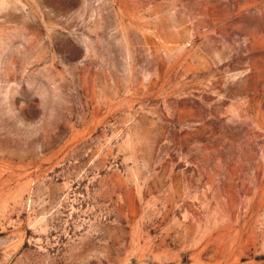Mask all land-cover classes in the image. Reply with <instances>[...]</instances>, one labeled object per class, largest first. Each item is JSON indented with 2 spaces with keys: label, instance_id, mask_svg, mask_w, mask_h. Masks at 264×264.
<instances>
[{
  "label": "rangeland",
  "instance_id": "rangeland-1",
  "mask_svg": "<svg viewBox=\"0 0 264 264\" xmlns=\"http://www.w3.org/2000/svg\"><path fill=\"white\" fill-rule=\"evenodd\" d=\"M0 264H264V0H0Z\"/></svg>",
  "mask_w": 264,
  "mask_h": 264
}]
</instances>
